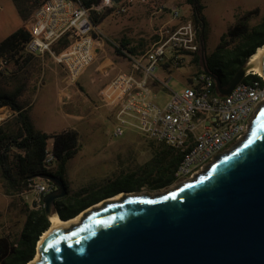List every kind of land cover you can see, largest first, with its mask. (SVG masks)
Here are the masks:
<instances>
[{"label":"built area","instance_id":"built-area-1","mask_svg":"<svg viewBox=\"0 0 264 264\" xmlns=\"http://www.w3.org/2000/svg\"><path fill=\"white\" fill-rule=\"evenodd\" d=\"M115 0H103L100 6L113 7ZM121 7L120 12H125ZM173 18L183 17L174 7ZM29 39L24 52L32 56L48 54L65 70L61 88L63 102L70 99V88L95 63L109 37L91 16V9L81 0H46L34 16L25 23ZM157 39L142 54L129 52L112 41L131 64L132 71H119L99 92L104 106L114 112L115 136L128 130L144 134L151 140L179 150L182 160L176 170L177 181H186L203 174L220 156L241 143L264 106V76L257 74L251 81H241L227 95L221 94L217 83L208 72L196 70L189 84L181 91L170 87L172 76L162 78L158 68L166 62L169 68L194 65L199 60L203 68L204 39L190 16L176 25H163L156 30ZM67 37L68 45L57 52L53 45ZM7 60H0L5 69ZM97 71L110 75L107 67ZM160 84L168 95L159 103L154 98L151 84ZM44 163L51 168L55 163L54 138H50ZM49 180L36 178L28 190L21 193L29 199L32 208H45L44 195L55 188Z\"/></svg>","mask_w":264,"mask_h":264},{"label":"water","instance_id":"water-1","mask_svg":"<svg viewBox=\"0 0 264 264\" xmlns=\"http://www.w3.org/2000/svg\"><path fill=\"white\" fill-rule=\"evenodd\" d=\"M246 67L222 85L203 55L224 95L243 81ZM37 178L56 186L43 198L50 218L68 187L51 173ZM121 192L120 201L105 202L74 230L55 229L38 264H264V106L237 148L197 180L156 197L114 195Z\"/></svg>","mask_w":264,"mask_h":264},{"label":"trees","instance_id":"trees-1","mask_svg":"<svg viewBox=\"0 0 264 264\" xmlns=\"http://www.w3.org/2000/svg\"><path fill=\"white\" fill-rule=\"evenodd\" d=\"M46 0H13L22 25L0 42V60H7L5 69L0 68V79L26 69L28 73L38 70L33 63V56L24 52L29 33L25 23L31 19L39 6ZM84 6L91 9L92 20L99 26L104 12L95 7L103 0H81ZM190 6V17L200 28L203 37L206 34L205 4L202 0H185ZM108 12L110 9L107 10ZM258 10L248 12L238 23L221 37L217 48L204 52L207 69L215 74L222 85H227L240 67L247 64L256 50L264 45V16L255 24H250L248 17ZM69 43L67 37L57 41L53 48L59 52ZM122 47L124 45L121 44ZM205 47V46H204ZM137 54L135 50L126 48ZM121 53L119 48L115 49ZM198 71L204 70L196 59ZM205 71V70H204ZM257 74H249L243 81H251ZM30 76L13 90H6L0 85V108L9 107L14 114L12 119L0 123V179L6 195H19L29 189L30 184L39 174L51 173L62 178L67 184V164L80 149L79 132L75 129H64L58 132L37 130L30 115V108L23 101L28 88ZM34 88V86H33ZM35 88L30 91L33 92ZM50 138H54L55 163L46 168L44 163L45 149ZM153 157L139 166L137 170L119 175L98 186H86L57 199L55 211L62 219L75 217L83 209L111 197L120 191H137L144 187L159 190L177 181L176 170L183 154L168 145L151 140ZM25 221L16 234L0 235V264H28L37 253L40 236L49 228L50 218L45 208H31L24 204ZM1 215V214H0Z\"/></svg>","mask_w":264,"mask_h":264},{"label":"rangeland","instance_id":"rangeland-1","mask_svg":"<svg viewBox=\"0 0 264 264\" xmlns=\"http://www.w3.org/2000/svg\"><path fill=\"white\" fill-rule=\"evenodd\" d=\"M202 1L206 6L204 11L206 16V34L203 37L204 51L206 52L215 50L221 42L222 35L235 26L239 19L243 18L248 12L258 10L257 13L248 17L251 25L260 21L264 16V0ZM136 2V8L139 12L145 9L142 6V0H136ZM154 2V9L163 5V11L169 10L168 8L172 4H176L181 13L186 12L189 8L185 0H156ZM132 4V0H125L120 4L116 2L113 7L95 8L99 12L106 13L103 17L110 15L103 18L100 23L106 33L111 35L112 30L115 32L119 30L121 27L119 24L122 23L124 16L129 14ZM165 4H168V7H165ZM123 6L127 10L120 12L119 10ZM108 9H110L109 12L107 11ZM140 23L142 30L148 28L146 26L147 20L141 18ZM21 24L22 20L12 0H0V42ZM143 50L146 49L144 48ZM47 60L54 68L55 62L49 58ZM96 66L97 64H92L81 76V82L85 85V90L83 91L86 95H93L100 87L102 80L107 78L95 70ZM47 70V67L43 69L42 65H39L38 70L33 73H28L25 68L17 73L9 72V75L0 79V85L6 90H13L25 80V76L29 75L28 88L25 94L29 95L34 88L35 90L37 89L30 96L32 101L30 115L35 127L42 131H60L67 127H74L78 130L80 149L67 166L68 178L72 187L77 188L83 184L89 185L91 183L103 184L109 179L137 170L139 166L153 157L154 151L151 146V139L144 134L128 130L122 136H115L116 121L107 114L104 108L91 109L90 107V112L87 110L83 119L68 116L67 111L58 102L56 82L54 78L48 77ZM196 70H198L197 64L178 67L174 72L175 78L170 80V87L181 91L187 85L192 72L194 73ZM50 71L52 72L51 69ZM181 78L183 82H178V79ZM161 92L166 95L167 89ZM155 100L159 103H164L159 98ZM13 114L14 112L11 108H0V123L4 120L12 119ZM182 183L183 181L181 180L159 190H151L144 187L141 190L130 192L133 195L156 197L175 190ZM25 203H28L31 207L30 200L24 198L22 194L6 195L0 179V235L8 233L13 235L21 230L26 218ZM87 215L88 213L84 219ZM81 223H83V220ZM75 228L67 231H72Z\"/></svg>","mask_w":264,"mask_h":264},{"label":"crops","instance_id":"crops-1","mask_svg":"<svg viewBox=\"0 0 264 264\" xmlns=\"http://www.w3.org/2000/svg\"><path fill=\"white\" fill-rule=\"evenodd\" d=\"M115 1L120 4L125 0H115ZM142 1H143L142 6L145 9H143V10H141V12H139V10H137V8H136L137 7L136 0H132V2H133L132 8H130L129 14L124 16L122 23L119 24V25H121V27L119 26L120 28L117 32L112 30L111 35H110L109 33H106V31L99 24L98 28L105 35H107L109 37V41L106 42L104 49L100 50L99 56L93 65L97 64L95 70H97L99 68L107 67L110 70V75L107 76L106 79L102 80L100 87L98 88V90L95 93H93V95H86L84 93L83 90H85V85H84V83L81 82V77H80L78 80V85L71 86V88H70V95H71L70 99L67 100L66 102H63L62 101L63 98H62L60 90H61L62 86L64 85V77L66 74L64 68L62 66L58 65L57 63L54 64V68H53V66H51V64L47 60L48 58L52 59L49 57L48 54L33 56V58H34L33 63L36 62L37 66L42 65L43 69H46V67H47L48 68V70H47L48 77H50L52 79L54 78V80L56 82V94H57L58 102L67 111L68 116L75 117L77 119H83L85 117V113L87 112V110L90 112V107H91V109L92 108H96V109L104 108L106 110L107 114L111 118L114 119L113 110L107 106H104L100 101V98H99L100 89L108 81H110L116 74H118L119 71H132V68H131V64H130L128 58L126 56H124L122 53L116 52L112 41L124 45L125 48H130L132 50H135L137 52V54H142L143 52L148 50L152 46L154 41L157 39L156 30L159 27H161L163 25H168V24L169 25L179 24L182 22V19L184 18V16L187 17V16H190V14H191V9L189 6L188 10L186 12L182 13L183 17L173 18L171 10L174 7L178 8V6L176 4H172L170 6V8H168L169 10L163 11V8H164V7H162L163 5L157 7V9L156 8L154 9V7H155L154 1H156V0H142ZM12 2H13V0H12ZM13 4H14V2H13ZM167 5L168 4H165L164 6L168 7ZM14 6H15V4H14ZM2 7L4 8L3 5H2ZM15 8H16V6H15ZM109 16L110 15H108L106 17H109ZM106 17H103V18H106ZM141 18L143 20H147L146 26L148 28H145L144 30H142V28L140 27ZM19 27H17V29ZM144 48L146 50H143ZM50 69L52 70V72L50 71ZM176 69H178V68H176V67L169 68L168 63L164 62L158 68L157 73L164 79L168 78V76H169L168 74H170L172 76V78H175L174 72ZM192 74H193V72H192ZM192 74L190 75V77L187 81V84L190 83L191 78H192ZM182 78L178 79V82H183ZM45 81H46V79H45ZM151 86H152V89L154 91V98H159L160 100H164L166 98V96L168 95V90L166 92V95L162 94L161 91H164L165 88H163L160 84L153 83V84H151ZM35 91H33V92H35ZM31 93H29V95L24 94V97H23V101H25L27 103L26 107H29L30 111H31V107H32V101L30 100ZM2 108H6V107H2ZM68 128L77 130L74 127H67L64 129H68ZM64 129H62V130H64ZM37 130H39V129H37ZM62 130H60V131H62ZM44 132L51 133V132H58V131H44ZM67 166H68V164H67ZM66 179H67L68 191H70V192L79 190L82 187H86V186H90V185H92V186L101 185V184H97V183H91L89 185L83 184L77 188L72 187L70 180L68 178V170L66 173Z\"/></svg>","mask_w":264,"mask_h":264},{"label":"bare ground","instance_id":"bare-ground-1","mask_svg":"<svg viewBox=\"0 0 264 264\" xmlns=\"http://www.w3.org/2000/svg\"><path fill=\"white\" fill-rule=\"evenodd\" d=\"M246 69H247V72H255L257 74L264 76V45L259 47L256 50V52L249 58V60L247 62ZM235 148H237V146H235L234 149ZM228 153H226V154H228ZM194 178L184 181L180 186L185 185V184L192 182L194 180H197L198 176H196ZM124 196H125V193L121 192L117 195L111 196L108 199L106 198V201H101V202L95 204L91 208L87 209L86 211L78 214L77 216H75L69 220L62 219L57 213L52 214L50 216V226L40 236V239H39L38 244H37V253H36L35 257L28 264H38L41 261V259H42L41 248L46 243V240L49 237V235L55 229L61 228L63 231H67V230H70L74 227H78L79 225L82 224L81 222H82V220H84V217L87 213L91 214L93 211L98 210L99 208H102L104 206L105 202L120 201Z\"/></svg>","mask_w":264,"mask_h":264},{"label":"flooded vegetation","instance_id":"flooded-vegetation-1","mask_svg":"<svg viewBox=\"0 0 264 264\" xmlns=\"http://www.w3.org/2000/svg\"><path fill=\"white\" fill-rule=\"evenodd\" d=\"M108 198H110V197H108ZM108 198H107V199H108ZM104 199H106V198H104ZM95 204H97V203H95ZM95 204H93V205H95ZM90 206H92V205H90ZM90 206H89V207H90ZM89 207H87V208H89ZM87 208H85V209H87ZM85 209H83V210H85ZM83 210H82V211H83Z\"/></svg>","mask_w":264,"mask_h":264}]
</instances>
